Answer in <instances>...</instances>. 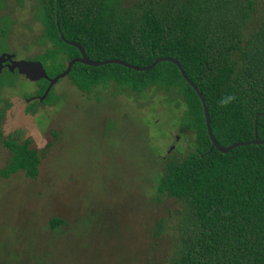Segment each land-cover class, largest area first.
Wrapping results in <instances>:
<instances>
[{
    "label": "trees",
    "instance_id": "16d2710c",
    "mask_svg": "<svg viewBox=\"0 0 264 264\" xmlns=\"http://www.w3.org/2000/svg\"><path fill=\"white\" fill-rule=\"evenodd\" d=\"M32 2L33 18L43 30L41 41L49 44L32 60L43 65L48 77L79 57L78 49L65 41L79 44L91 61L119 60L142 68L156 59H173L204 98L210 130L220 146L252 141L255 120L257 138L264 141V15L247 29L257 0ZM5 6L0 0V10ZM11 25L8 17H0V42ZM67 78L86 95L113 83L136 94L156 88L183 102L180 127L193 133V148L184 157L163 159L155 190L181 207L167 264H264V145L240 146L225 154L211 148L201 101L172 63L160 62L142 72L75 63ZM5 84L0 76V86ZM39 86L42 95L47 83L41 80ZM228 94L236 100L219 107ZM46 99H54L52 90ZM8 108L0 94V145L9 155L0 177L22 172L34 180L45 150L31 148L22 129L3 136ZM49 224L56 228L62 220ZM162 228L160 220L156 236Z\"/></svg>",
    "mask_w": 264,
    "mask_h": 264
},
{
    "label": "rangeland",
    "instance_id": "374dc122",
    "mask_svg": "<svg viewBox=\"0 0 264 264\" xmlns=\"http://www.w3.org/2000/svg\"><path fill=\"white\" fill-rule=\"evenodd\" d=\"M257 2L248 31L264 15V0ZM32 3L5 0L0 17L12 25L0 54L32 60L49 46ZM1 78L9 104L3 136L22 129V139L45 155L34 180L22 172L0 177V264H167L181 207L155 190L163 159L193 148V133L180 127L183 102L156 88L136 94L113 83L86 95L65 77L51 102L35 104L29 100L42 96L39 84L6 71ZM8 156L0 145V170ZM52 219L62 224L51 228Z\"/></svg>",
    "mask_w": 264,
    "mask_h": 264
},
{
    "label": "water",
    "instance_id": "95a60500",
    "mask_svg": "<svg viewBox=\"0 0 264 264\" xmlns=\"http://www.w3.org/2000/svg\"><path fill=\"white\" fill-rule=\"evenodd\" d=\"M57 27H58V23H57ZM61 39L64 40L61 36ZM68 45L75 47L76 49H78L79 51V57L73 58L70 61H68L66 63V67L65 69L59 73L58 75L54 76L53 78L48 77L46 71L44 70L43 65L39 62V61H34V60H14V55L13 54H0V72L2 70V66L4 63H7V68L9 69L10 72H12L13 70L17 71V74L23 76L25 79H27L30 82H38L40 80H45L47 82V86L42 94V96H40L38 98V102L41 103L43 102L49 92L52 90L53 86L60 80L63 79L65 77L68 76L71 67L73 66V64L75 63H79L82 65H86V66H92V67H98V66H103V65H107V64H115V65H120L123 66L127 69L130 70H134L136 72H142V71H147L150 68L154 67L156 64L160 63V62H169L172 63L173 65H175L181 76L185 79V81L191 86V88L196 92L197 96L199 97L200 101H201V105L203 108V115H204V120H205V126H206V130H207V134L208 137L211 141V148H215L218 152L225 154L227 152H229L230 150H232L233 148L236 147H240V146H247V145H264V141H260L257 138V133H256V120L254 122V138L252 141H248V142H241V143H234L226 148L220 146L213 138L211 130H210V124H209V116H208V112H207V108L205 105V101L204 98L202 97V95L198 92V90L196 89V87L188 80L186 74L184 73V71L182 70L181 66L179 65V63L173 59H169V58H160V59H156L153 63H151L149 66L147 67H135L132 65H129L125 62L119 61V60H105V61H91L90 59H88V57L85 54L84 49L77 43L74 42H67L65 41Z\"/></svg>",
    "mask_w": 264,
    "mask_h": 264
},
{
    "label": "clouds",
    "instance_id": "9594fccd",
    "mask_svg": "<svg viewBox=\"0 0 264 264\" xmlns=\"http://www.w3.org/2000/svg\"><path fill=\"white\" fill-rule=\"evenodd\" d=\"M235 100H236V97L234 95L232 94L225 95L219 100L218 106L221 108L227 107L228 105L233 103Z\"/></svg>",
    "mask_w": 264,
    "mask_h": 264
},
{
    "label": "flooded vegetation",
    "instance_id": "af4514ba",
    "mask_svg": "<svg viewBox=\"0 0 264 264\" xmlns=\"http://www.w3.org/2000/svg\"><path fill=\"white\" fill-rule=\"evenodd\" d=\"M13 59H14V60H21V59H16L15 56H14ZM34 61H35V60H34ZM6 65H7V63H4V64H3V66H2V70H1V72H0V76L3 74L4 71H6V72H8V73H10V74H15V73L17 74V71H16V70H13L12 72H10ZM44 70H45V69H44ZM40 81H41V80H40ZM40 81H38V82H34V84H39ZM44 81H45V80H44ZM45 82H46V81H45ZM46 83H47V82H46ZM38 98H39V97H32L29 101L33 100V102H34L35 104H37L36 101L38 102ZM35 99H36V101H35ZM45 100H46V99H45ZM45 100H44V101H45ZM44 101L41 102V103H44ZM27 102H28V101H27ZM38 103H39V102H38ZM164 159H165V158H164Z\"/></svg>",
    "mask_w": 264,
    "mask_h": 264
}]
</instances>
